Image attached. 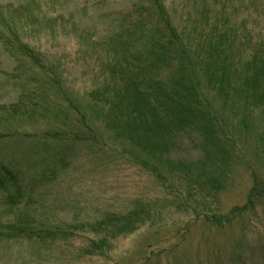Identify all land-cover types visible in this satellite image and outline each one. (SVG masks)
Wrapping results in <instances>:
<instances>
[{"label": "rangeland", "instance_id": "1", "mask_svg": "<svg viewBox=\"0 0 264 264\" xmlns=\"http://www.w3.org/2000/svg\"><path fill=\"white\" fill-rule=\"evenodd\" d=\"M153 3L0 0V161L25 187L0 220L66 235L2 240L0 264H264V0Z\"/></svg>", "mask_w": 264, "mask_h": 264}, {"label": "trees", "instance_id": "2", "mask_svg": "<svg viewBox=\"0 0 264 264\" xmlns=\"http://www.w3.org/2000/svg\"><path fill=\"white\" fill-rule=\"evenodd\" d=\"M153 1L155 3H153L152 5L155 6L157 4V0H153ZM148 10H149L148 8L145 9L144 15H147ZM157 14L158 15L153 16L149 22H151L153 24L154 20L159 17V19L155 21V24L160 26L161 29H164L165 31H167L168 35L173 38V40L176 42V44H178L177 34L175 33V30L171 27L170 22L166 21V19L169 18L168 14L165 13L164 11H161ZM145 19H146V17H145ZM139 25H142V24H139ZM139 25L136 24V27H138ZM128 30L132 31V27L130 25H129ZM24 53L26 54V56H29L32 59L36 58V54L33 51H24ZM180 53H181L179 56L180 61L184 57L185 58L187 57V61H189V55L186 53V51H184V48H180ZM192 65L193 64L190 63L188 67H190ZM252 65H253V63H252ZM235 70L236 69L234 68V71ZM251 78H253V77H251ZM18 104H21V103H18ZM19 108H21V107H19ZM31 108H32L31 106L30 107L27 106V107H22V109H18L16 107V105H13L12 106V112H14V110H17V111L23 110L20 114H25V115L28 114L27 118L31 119L32 117H34L32 115L34 113V111H32ZM132 121H133V118L128 125H130L132 123ZM90 132H92V131H90L88 129V133H90ZM4 133L5 134H1V138L4 140H7V141L10 139H13V138H17L20 140H22V138H23L22 136H16V135L12 134V133H14L12 131H7ZM23 135H25V134H23ZM55 135H57V134H55ZM31 136H36V135L31 134ZM49 136L51 137L52 135H49ZM76 136H79V135H76ZM124 140H127V139H124ZM119 142L124 144V145L129 146V144L127 142L126 143L124 141H119ZM131 148L139 149L136 152L140 153L142 156L141 157L140 155H137L135 152L133 154H131V152H129V154H131L133 156V158H132V156L130 155L129 159L131 161H138L139 164H141V166H143L141 168H144V169L147 168L148 170H150L152 172H156V170L154 168H152L151 166L149 167V162H148L149 161V155L153 156L154 155L153 153L146 151V148H141V147H138L136 145H133ZM154 160L158 161L157 155H154ZM154 160H152V161H154ZM169 166H171V165H169ZM1 170H2V167L0 168V171ZM1 175H2V176H0V194H1L0 199H1V201H3L4 203L6 201H10L11 205L18 203L23 198V194H21V192H22V190H24L25 187L21 186L20 183H18L17 179H15L14 175L12 174V172L9 169H7L6 171L3 170V173H1ZM205 182L208 185L214 186V182L213 181L211 182L209 180V178ZM26 191H27V188H26ZM26 191H24V192L26 193ZM2 195L5 196L4 199H3ZM22 212L23 211H20V212L14 211L13 212L12 216H13L14 221L2 222V220H0V241L8 240L9 242L10 241H12V242H24V243L29 244L31 242L36 243L37 241H40V239L43 241H47L48 239H55L60 234L63 237L66 236V235H64L65 232L61 229L54 228V230L52 229V230L48 231V230H42L40 228L34 227L33 226V222H34L33 216H32V219L30 218L29 220L27 219V220H25V222H22V220L27 218V216H23V215L18 214V213H22ZM137 215H138V213H137ZM118 219L119 218H116L115 215L110 214L105 218L104 224L110 228L114 225L116 227L115 231L117 233L122 234L123 232H125V233L132 232L134 230V228H133L134 225L132 226V224L134 222L135 223L141 222L142 224H144L146 216H144L143 210H142L141 217L134 219V221L132 223L130 221H119ZM89 232L96 233L97 230L96 229H89ZM91 234L93 236H95L96 238L98 237L93 233H91ZM100 246L103 250V249H107L108 246H110V245L106 244L105 240L101 239L100 237H99V239L90 238L89 243L86 244V246L84 247V254L86 256L90 257L93 255L94 251H97V248Z\"/></svg>", "mask_w": 264, "mask_h": 264}]
</instances>
